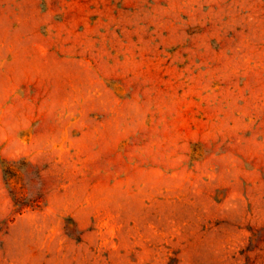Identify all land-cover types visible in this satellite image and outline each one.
<instances>
[{
    "label": "rangeland",
    "instance_id": "374dc122",
    "mask_svg": "<svg viewBox=\"0 0 264 264\" xmlns=\"http://www.w3.org/2000/svg\"><path fill=\"white\" fill-rule=\"evenodd\" d=\"M0 264H264V0H0Z\"/></svg>",
    "mask_w": 264,
    "mask_h": 264
}]
</instances>
